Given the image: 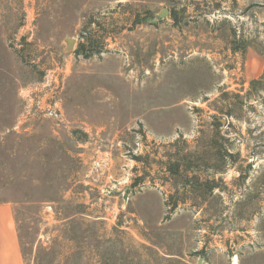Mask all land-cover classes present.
<instances>
[{"label":"rangeland","instance_id":"374dc122","mask_svg":"<svg viewBox=\"0 0 264 264\" xmlns=\"http://www.w3.org/2000/svg\"><path fill=\"white\" fill-rule=\"evenodd\" d=\"M2 202L24 264H264V0H0Z\"/></svg>","mask_w":264,"mask_h":264},{"label":"crops","instance_id":"0c3cea01","mask_svg":"<svg viewBox=\"0 0 264 264\" xmlns=\"http://www.w3.org/2000/svg\"><path fill=\"white\" fill-rule=\"evenodd\" d=\"M0 264H24L10 202L0 203Z\"/></svg>","mask_w":264,"mask_h":264},{"label":"water","instance_id":"95a60500","mask_svg":"<svg viewBox=\"0 0 264 264\" xmlns=\"http://www.w3.org/2000/svg\"><path fill=\"white\" fill-rule=\"evenodd\" d=\"M73 43H74V38L69 39V41H68V47H71L73 45Z\"/></svg>","mask_w":264,"mask_h":264},{"label":"trees","instance_id":"16d2710c","mask_svg":"<svg viewBox=\"0 0 264 264\" xmlns=\"http://www.w3.org/2000/svg\"><path fill=\"white\" fill-rule=\"evenodd\" d=\"M174 205H175V204H173L171 207H173V208H174V207H175ZM169 206H170V204H169Z\"/></svg>","mask_w":264,"mask_h":264}]
</instances>
